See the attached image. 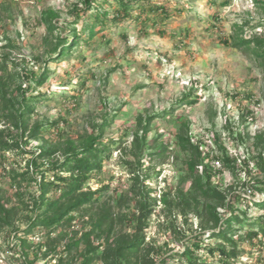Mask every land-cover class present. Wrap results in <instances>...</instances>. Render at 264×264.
<instances>
[{
	"label": "rangeland",
	"instance_id": "1",
	"mask_svg": "<svg viewBox=\"0 0 264 264\" xmlns=\"http://www.w3.org/2000/svg\"><path fill=\"white\" fill-rule=\"evenodd\" d=\"M159 1L172 12L164 25V35L151 25L145 35L134 20L112 22L115 0H96L102 10L110 12V17L97 26V33L91 37L84 28L88 22L95 21L98 9L95 7L75 21L74 6L79 4L82 8V0H0V58L3 54L8 56L4 71L1 63L5 60L0 59V75L11 89L20 81L18 72L33 70L39 74L44 69L43 60L48 58L51 40L59 34L73 38L72 28H77L79 33V45L71 55L47 64L50 74L46 82L31 83L35 88L31 95L41 98L34 102L30 125L61 120L57 130L48 125L42 128V135L50 143L60 138L79 139L101 129L104 142L115 140L111 158L89 183L95 189L108 183L110 189L83 211L98 212L107 208L117 212L120 194L130 193L133 184L144 183L153 188V194L159 199L162 191L171 186L175 188L189 156L176 143L182 128L194 140L208 141L213 154L218 152L215 133L221 136L229 151L241 159L257 156L261 151L256 145V136L260 134L264 139V71L248 45L238 39H251L256 34L264 36V0H230L227 5H223L224 0ZM50 8L57 10L61 18V27L53 34L45 25L38 24L43 11ZM37 57L42 60L38 61ZM189 92L192 98H198L197 103L181 102ZM75 94L77 101L72 98ZM246 106L254 115H246L244 127L241 116L247 113ZM149 115L154 117L150 121L148 139L153 141L158 136L160 140H170L171 146L161 157L146 156L144 165L136 170L132 154L134 131L139 119L145 123ZM104 120L111 123L100 129L98 124ZM11 124L2 121L0 128ZM242 132H246L244 139L239 136ZM30 142L31 146L23 145L25 149L39 148V141L32 138ZM10 160L17 164L13 158ZM22 164L25 165V161ZM250 164L251 174L239 163L236 174L225 170L217 181L223 188L233 185L247 199L236 202L240 211L247 210L251 219L262 220L264 207L253 201H262L264 194L253 190L252 185L264 179V171L255 160ZM135 173L139 176L135 177ZM0 187L10 194L16 192L9 178L0 177ZM37 190L36 185L30 187L32 194ZM28 200L26 196L25 201ZM133 208L134 201L123 202V211ZM31 218L29 210H22L15 226L25 228ZM86 220L79 214L71 227L59 229L52 235L58 236L65 230L69 239L83 228ZM149 224L146 241L159 246L168 242L169 253L184 249L187 238L183 240L176 230L191 234L199 227L196 217H190L186 223L178 212L170 216L160 201ZM242 225L244 233L250 226L249 221ZM5 230H0V244L5 247L8 242L15 244L14 237L5 239ZM242 233H237L235 238ZM28 238L32 251L41 255L44 248L40 249L39 245L46 238L38 232ZM221 241L206 239V242ZM239 245L244 253L237 264H264V246H252L246 239H240ZM203 256L209 258L205 253ZM58 258L48 262L56 264ZM178 263L172 259L165 264Z\"/></svg>",
	"mask_w": 264,
	"mask_h": 264
},
{
	"label": "trees",
	"instance_id": "2",
	"mask_svg": "<svg viewBox=\"0 0 264 264\" xmlns=\"http://www.w3.org/2000/svg\"><path fill=\"white\" fill-rule=\"evenodd\" d=\"M229 1L224 0L222 3L227 5ZM115 2L110 18L112 22L127 23L134 20L140 25V32L145 35L150 32L149 25L160 35H164V25L172 12L159 0ZM82 5V8L79 4L74 6L75 21L95 7L98 9L95 21L88 22L84 28L92 37L98 31L97 26L110 17V12L102 10L96 0H82ZM38 24L45 25L53 34L61 27L60 13L53 8L44 10ZM71 31L73 38H64L59 34L51 40L48 58L43 60L46 65L39 74L33 70L18 72L16 75L20 81L13 89L3 75H0V123L12 122L10 126L0 128V177L9 178L16 188V192L10 194L0 187V230L6 229L5 239H16L15 244L8 242L6 247L0 244V264H38L42 260H46L44 264H50L48 261L55 260L57 256L59 258L56 264H165L172 259L179 261L178 264H237L244 253L239 245L240 239H246L252 246L263 247L264 216L260 221L251 219L247 210L240 211L236 202L247 199L233 185L223 188L217 181L225 170L236 174L239 163L251 174V160H255L264 171V139L260 134L256 136V145L261 150L259 154L241 159L239 155H233L229 151L218 133L214 136L218 152L213 154L208 141L202 138L194 140L182 128L177 134L176 143L189 156L175 188L171 186L162 191L159 199L153 194V188L144 183L133 184L130 193L120 194L117 212L107 208L98 212L83 211L87 209L85 207H91L102 199L110 189L108 183L96 189L89 185L112 156L115 140L111 143L104 142L101 129L110 124V120L98 124L101 129L98 133H89L79 139L60 138L54 143H50L42 135V128L48 125L57 130L61 120L30 125L34 102L41 98L31 95L35 89L31 83L44 84L50 74L47 64L64 60L79 45L77 28H72ZM238 41L248 45L264 71V36L256 34L251 39L242 38ZM0 59L5 60L1 63L4 71L7 69V54H3ZM36 59L42 60L39 57ZM72 98L77 101L78 96L75 94ZM183 101L195 104L198 98H192V93L189 92L181 99ZM246 109L247 113L241 116L244 127L246 115H254L248 106ZM153 117L147 116L145 123L142 118L139 119L134 131L132 154L136 170L144 165L146 156L161 157L171 146L170 140H160L158 136L153 141L148 139ZM11 128H15V131H11ZM245 133H240V138L244 139ZM32 138L40 142L35 151L23 146H31ZM204 145L207 148H203ZM12 158L17 164L11 163ZM23 161L25 165L22 164ZM134 175L139 176V173ZM253 184V190L264 194V179L256 180ZM33 185L38 186L34 194L30 192ZM26 196H29L28 201H25ZM131 200L134 201V208L123 211V202L128 204ZM158 201L164 203L165 212L170 216H176L178 212L185 217L186 223L190 217L198 219L197 231L192 230L191 234H186L182 230H176L183 240L187 238L183 250L169 253L171 249L167 247L168 242L165 246H159L146 241L150 219L156 213ZM253 203L264 207V199ZM25 209L31 212V220L25 228L15 226L19 214ZM79 214L87 220L81 230L67 239L68 233L65 230L72 226ZM244 221H249L250 226L242 233ZM59 229L65 230L58 236H53L52 233ZM36 232L46 238L39 245L40 249L44 248L41 255L32 251L28 238ZM240 232L242 234L239 238H235ZM207 238L222 241L206 242ZM64 240L66 242L62 243ZM203 253L209 258L204 257Z\"/></svg>",
	"mask_w": 264,
	"mask_h": 264
},
{
	"label": "built area",
	"instance_id": "3",
	"mask_svg": "<svg viewBox=\"0 0 264 264\" xmlns=\"http://www.w3.org/2000/svg\"><path fill=\"white\" fill-rule=\"evenodd\" d=\"M250 192H252V190H250Z\"/></svg>",
	"mask_w": 264,
	"mask_h": 264
}]
</instances>
